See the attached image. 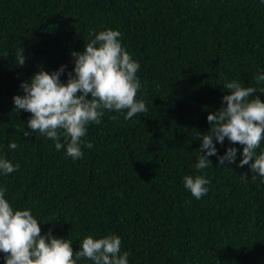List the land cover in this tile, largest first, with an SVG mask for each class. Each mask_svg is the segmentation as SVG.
Instances as JSON below:
<instances>
[{"label":"trees","instance_id":"trees-1","mask_svg":"<svg viewBox=\"0 0 264 264\" xmlns=\"http://www.w3.org/2000/svg\"><path fill=\"white\" fill-rule=\"evenodd\" d=\"M107 29L121 33L140 65L136 99L147 111L126 120L127 110H104L73 160L66 147L57 151L55 141L31 133V114L16 111L13 97L41 69L66 65V82L70 53ZM257 75H264L262 0H0V158L19 165L0 171L5 199L30 209L42 235L72 241L73 252L86 236L115 234L129 264H264V178L237 166L243 146L214 140L212 164L195 168L202 154L195 135L207 133V116L225 106L226 83L254 87L264 101ZM229 147L235 162L219 165ZM186 175H203L207 194L196 199Z\"/></svg>","mask_w":264,"mask_h":264},{"label":"clouds","instance_id":"clouds-1","mask_svg":"<svg viewBox=\"0 0 264 264\" xmlns=\"http://www.w3.org/2000/svg\"><path fill=\"white\" fill-rule=\"evenodd\" d=\"M89 35L94 39L85 44L83 52L70 53L74 68L67 73L66 82L61 80L66 65L51 73L41 69L21 83L23 95L13 97L16 111L31 114L27 121L31 133L39 132L55 141L57 151L66 147L67 155L73 160L82 157L81 138L90 123L101 122L104 110H127L126 120L147 111L144 101L136 99L140 88L136 74L140 65L122 46L121 33L107 29ZM23 51L16 52L18 67L26 62ZM256 82H264V75H257ZM224 88L229 92L222 98L225 106L207 116L210 124L207 133L195 135L201 141L199 151L202 153L195 168L198 172L208 168L212 164L209 157L218 154L214 140L223 144L227 138L231 144L243 146L242 159L237 166L249 165L251 173L264 178V151L256 153L264 140V101L255 95L256 88L244 87L237 80L226 83ZM29 134L24 131V136ZM85 146L93 145L89 142ZM9 147L14 150L17 144L12 142ZM236 155L237 149L229 147L224 155L218 156V164L234 163ZM18 168L19 165L0 158V171L4 174ZM242 177L247 179L246 175ZM208 183L203 175L183 178L184 187L196 199L207 194L205 185ZM5 192L6 189L0 188V252L5 254V264H77L82 258L94 264H129L130 253L121 254L118 235L108 234L99 239L86 236L79 250L73 252L72 241L55 238L51 230L42 235L40 223L31 210H14L5 199Z\"/></svg>","mask_w":264,"mask_h":264}]
</instances>
